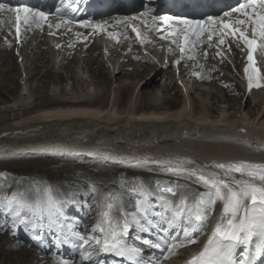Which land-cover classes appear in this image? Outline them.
Returning <instances> with one entry per match:
<instances>
[{
  "label": "bare ground",
  "instance_id": "bare-ground-1",
  "mask_svg": "<svg viewBox=\"0 0 264 264\" xmlns=\"http://www.w3.org/2000/svg\"><path fill=\"white\" fill-rule=\"evenodd\" d=\"M38 48H29L14 58L12 47L8 51L4 50L5 54L0 56V76H7L0 80V161L8 158L13 161L23 159V163H19L21 167L32 165L39 173H48L45 174L48 187L54 180L56 183L63 181L67 189L74 186L88 188V184L96 181L101 184L95 187L101 195L97 200L99 204H103L106 201L105 196L116 190L114 183L113 186L107 187L109 180L116 179L118 185L127 184L123 172L117 170L118 173L109 174L115 168L148 169L168 173L174 167L178 174L171 182L183 183L182 180L185 179L187 187L191 188L194 184L202 187V193H206L208 188L203 186L201 175L211 179L209 173L215 172L217 178L221 180L231 179L223 171L214 168V164L240 162L264 164V90L261 92L239 90L234 79H230L228 75L229 79L225 78L219 69L220 65L224 70H228L224 62L210 63L216 68L214 66L200 69L203 81L207 82L210 79V82H215L211 88L215 92L209 93L212 102L205 103L206 106L202 107L191 98L192 96H185L177 88L173 75L171 78L158 72L168 66L166 63L157 64L154 68L142 67L125 58L124 63L119 64L118 58L114 56V64L110 68L107 62L96 60L92 52L88 51L91 53L90 60H86L83 67L65 63L72 57L61 60L57 68L64 70L66 76L63 77L64 72L59 75L54 66L52 69L44 65L48 47L41 43ZM20 56L26 83L31 85L30 91L34 90L30 97L39 96L31 106L28 105L31 98L21 94L24 90L20 85L22 74L17 65ZM119 58H122V54ZM77 70L83 75L87 70L91 77H97L94 78L96 81L90 80L91 77L83 80ZM67 80L73 81L71 89L67 88ZM58 82L61 83L59 86L52 87ZM162 82L164 85L161 86L165 92L163 96L159 95L160 90L155 88ZM13 84L19 89L15 96H13L15 87L11 88ZM34 85L37 87L33 88ZM185 87L188 88L187 85ZM218 87L223 90H218ZM218 93L223 95L229 93L236 99L226 101L228 105L226 110L222 111L221 108L216 110L217 104L225 101L224 96L220 97ZM166 94L174 95L178 99H169ZM177 100L181 103L179 107L175 103ZM7 102H12L13 105L5 106ZM32 109L36 111L33 112ZM234 110H237L236 114L230 113ZM58 157L63 161L52 160ZM73 159H79L80 165L68 161ZM47 161L55 164L56 168L54 170L45 168ZM96 162L100 164L95 166ZM67 165L78 166L79 170L66 167ZM179 165L184 166L178 167ZM3 169L5 171V166L0 164V171ZM1 173L4 172H0V175ZM141 174L142 178H148L145 179L147 181L159 176L145 171ZM232 175L239 178V174ZM85 177H88L89 182L85 181ZM106 177L109 178L106 180ZM61 178L70 180L64 181ZM41 181L37 180L33 188L38 187L41 191ZM24 183L16 178L11 180L0 177V193L10 188L21 193L25 190L28 193L35 192ZM125 191L130 204L128 190H123L121 200L125 207H129L124 197ZM156 192L162 197L165 196L160 189ZM192 196L196 199V195ZM215 206L221 207L220 212L212 216L209 228L201 239L188 246L184 258L191 250L199 246L202 248L206 243L222 212V202L218 201ZM62 207L67 209L66 206ZM99 211L103 213L107 209L103 207L99 208ZM112 216L122 219L120 215ZM4 232L8 230L0 229V238ZM11 238L24 247L20 246L21 254H14L7 259H15V264H46L43 261L48 257L45 250L27 245L19 237ZM181 262L182 260L178 264ZM48 264H54V261Z\"/></svg>",
  "mask_w": 264,
  "mask_h": 264
},
{
  "label": "snow or ice",
  "instance_id": "snow-or-ice-1",
  "mask_svg": "<svg viewBox=\"0 0 264 264\" xmlns=\"http://www.w3.org/2000/svg\"><path fill=\"white\" fill-rule=\"evenodd\" d=\"M4 11L16 14L18 37L22 18L25 22L29 20V17L33 18L34 22L47 19L43 12L33 11L26 7L5 9L0 6V12ZM21 13H23V17H21ZM233 13L237 18L231 22H225L222 17L211 16L202 20L153 16V22L155 24V21L159 19L167 28L171 29L168 35L176 37L173 43L177 44L181 53L185 52L186 47L194 46L195 41L191 39L192 37L198 40L200 36L207 33L210 41L214 35H218L220 44H223L225 39L231 36L248 50V65L244 68V73L249 91L254 87L264 88V76L255 67L253 59V53L257 48L264 49V0H242L238 6L226 12L225 16L232 17ZM70 22L69 20L64 21L65 24ZM119 23L128 24V21L121 20ZM141 23L143 24L144 21L141 20ZM40 26L41 24L37 22V27ZM78 26L92 28L96 32H100L106 27L103 24H93L88 20L79 22ZM55 27L59 29L61 24H56ZM155 30L160 31L159 28ZM132 31L137 34V39H141L138 28L133 26ZM110 38L117 39L112 34H110ZM160 38L165 39L164 36ZM117 42L119 41L117 40ZM188 59H195V56L189 55ZM225 86L227 87V85ZM213 167L223 171L231 179L221 180L217 178L215 172L209 173L211 179L201 175L200 180L203 182V186L209 190L206 193L196 194V199L192 201H189L188 197L184 195H181L175 204L171 200H166L164 212L155 214L159 215L162 223L155 222L150 218L154 215L152 204L149 201V196L152 194L143 185L132 189V192L137 194L134 212H127L123 206L119 207L122 219L112 216L115 205L109 202L107 211L102 213V221L93 228L94 232L101 233V237L96 238V244L100 245L99 252L114 254L126 261L127 264H143V253L136 244V241H140L142 238L137 235L129 243V230L132 226H135L138 232H149L153 228H159L167 233V243L163 248L159 243L148 240H142V243L152 248L161 249L162 254L166 253L163 258L167 260L170 256L175 255L178 249L197 243L192 233L202 231L206 225L208 219L206 206H214L220 201L223 205L221 215L202 249L193 255L187 264H260V261L264 260V164L216 163ZM232 174H239V178ZM35 191L38 199L34 204L19 199L16 193L11 198H7L9 211L14 212L16 217H20L21 209L27 208L33 216L42 217L47 213L50 219L57 214H62L58 207L59 202L51 197L47 188L44 189V193L48 198L43 203L39 199L40 189L37 187ZM162 191L169 193L172 197L177 195L171 187H166ZM19 195L22 196L23 193ZM160 199L165 200L166 198L160 197ZM19 222L25 223V220L20 219ZM164 223L169 227H174L179 223L183 238L179 235L171 236L168 230L163 228ZM87 244L88 242L84 241L80 247L83 249ZM82 256L88 261L93 259L91 251L83 252Z\"/></svg>",
  "mask_w": 264,
  "mask_h": 264
},
{
  "label": "rangeland",
  "instance_id": "rangeland-1",
  "mask_svg": "<svg viewBox=\"0 0 264 264\" xmlns=\"http://www.w3.org/2000/svg\"><path fill=\"white\" fill-rule=\"evenodd\" d=\"M47 65V64H46ZM40 70H42L41 68H40ZM9 73V72H8ZM11 74V73H10ZM9 74V75H10ZM9 75H8V77H9ZM66 76V74L64 73V75H63V77H65ZM3 77H7V76H0V80H2V79H5V78H3ZM90 77H91V75H90ZM94 78H97V77H91V79L90 80H92V81H96V79H94ZM64 81H65V78H64ZM68 81V80H67ZM71 82H73V81H71ZM129 82H131V80L129 81ZM35 84V83H34ZM60 85L61 83L60 82H58V83H54V85H52V87L53 86H57V85ZM69 84V83H68ZM41 85V84H40ZM58 85V86H59ZM70 85H71V83H70ZM28 86H29V88H31V85H29L28 84ZM72 86H73V84H72ZM15 86H14V84L12 85V87L11 88H14ZM37 86H33V88H36ZM151 88V87H150ZM155 88L158 90L159 89V86H155ZM224 88H226V87H224ZM71 89V88H70ZM155 89V90H156ZM13 90V89H12ZM17 90V91H16ZM47 89H45V91H46ZM160 90V89H159ZM158 90V91H159ZM18 91H19V89H17L16 87H15V89H14V93H13V96H15L16 95V93H18ZM30 93H34V90H32V91H30ZM158 94L159 95H165V92L161 89L159 92H158ZM218 95L220 96V97H222V96H224V99H225V101H220V104L218 105L219 107H215L216 108V110L218 109H220V110H224V108H227L228 107V105L226 104V101H228V99H232L233 101L236 99V98H233L229 93H227V94H225V95H223V94H221V93H218ZM166 96H168V98L169 99H172V100H174V99H178V98H176V97H174L173 95H170V94H166ZM200 98L202 97V95H200L199 96ZM217 97V96H216ZM36 98V101H37V99L39 98V96L37 97H35ZM219 98V97H218ZM194 100H196V99H194ZM219 100H220V98H219ZM201 101H202V103H201ZM108 102V101H107ZM196 102H198L199 104H201V106L202 107H205L206 106V104L208 103L209 104V102L211 103L212 101L210 100V98L208 97V96H203V99L202 100H196ZM222 102V103H221ZM176 103V105L179 107V106H181V103L177 100V102H175ZM206 103V104H205ZM13 105L12 104V102H7L6 103V105L5 106H7V105ZM180 104V105H179ZM205 104V105H204ZM234 105H236V103H234ZM177 106H176V108H177ZM238 107V106H237ZM34 110V111H33ZM31 111H33V112H35L36 110L35 109H32ZM230 113H233V114H236L237 113V110H234V112H232V111H230ZM237 116H241L240 114H237ZM60 157H58V158H54V159H52L53 161H63L62 159H60ZM28 160H30V159H28ZM27 160V161H28ZM46 160V159H45ZM47 160H49V159H47ZM69 162H72L73 164H76V165H80L79 163H80V161H79V159H73V160H68ZM7 162V163H6ZM48 162V161H47ZM19 163H23V159H20V160H17V161H13V160H10L9 158L8 159H4V160H1L0 161V164H3L4 166H5V171H4V169L2 170V171H0V172H4V174L5 173H10V174H13V176H15L16 177V179H18L17 177H20V176H23L24 178L22 179V180H20V179H18L19 181H22L23 183L24 182H26V186L27 187H29V186H32V187H34V186H36V182H37V180H42L41 182H42V187H45V188H49L50 186L52 187H50V189L53 191H51V190H49V194L51 195V197L52 198H55V200L56 201H58L59 199H60V201L62 202V203H68V204H71L72 205V208H71V212H76L79 216H81V218L83 219V218H85V217H87L88 215H91L92 217H93V219L94 220H90V219H87L86 220V222H87V224L88 225H90V224H92V227H91V229H89L90 230V234H95V232L93 231V228H94V223L98 220V216L100 215V211H99V208L100 207H104V208H107V204L109 203V202H111V203H113L114 205H115V207H118V209H119V207L120 206H123V204H122V202H121V200H120V198L122 197V193H117V191L119 190V188L121 189V190H129V189H133L134 187H137V186H139V185H143V187L144 188H147V187H150L152 184H154L155 182H157L158 181V183L159 184H161V182L159 181V180H162L164 183H165V185L167 186L168 185V183H166L167 182V176H166V174H164V175H161L160 173L161 172H158V171H153V170H148V169H135V168H132V170H128V169H114L112 172H109V174L110 175H114V174H116V173H118V171L117 170H119V171H122L123 172V174H124V177H125V183H127V184H124V183H122L121 185H118V182L116 181V179H112V180H109L108 181V185H107V187H110L111 185L113 186V184L112 183H114V185H115V187H116V190H112V193L111 194H109V195H107V196H105L106 197V201L103 203V204H97L98 203V200H97V198L99 197L100 198V196L101 195H99V192L96 190V186L98 185V186H100L101 184L100 183H98V182H96V181H92L91 182V184H88V188H85L86 186H81V187H75L74 186V188L72 187V188H70V187H68V189H67V186L63 183V181L62 182H60V183H56L55 182V180L50 184V186L48 187V185L46 184V182H45V177H47V176H45V174H47L48 175V173L47 172H44L45 174H42V173H39L38 171H37V168H35L34 166H32V165H28L27 167H21V165H19ZM50 164V165H49ZM96 165L95 166H97V165H99L100 163L99 162H96L95 163ZM92 166V165H91ZM66 167H72V168H74V169H78L79 170V167L78 166H74V165H67ZM92 167H94V166H92ZM178 167H183V165H179ZM17 168V169H16ZM45 168H48V169H51V170H54L55 168H56V165L55 164H53V163H51V162H48L47 164H45ZM24 169V170H23ZM173 169V168H172ZM6 170H8V171H6ZM14 170V171H13ZM19 170V171H18ZM35 170H36V172H35ZM146 171L148 174H151V175H156V176H158V178H156V179H152L151 181H147V180H145V179H148V178H141V176H142V174H141V172L142 171ZM127 172V173H126ZM33 173H34V175H33ZM178 172H175V174H177ZM122 174V175H123ZM36 175V176H35ZM109 175V176H110ZM1 176H3V173H1V175H0V177ZM53 176V175H52ZM110 177H112V176H110ZM123 177V178H124ZM2 178V177H1ZM28 178H29V180H28ZM109 177H106L105 179L107 180ZM64 180V181H69L70 179H68V180H66V179H64V178H61V180ZM85 179V181H87V182H89L88 181V177H85L84 178ZM30 182V183H29ZM111 182V183H110ZM32 184V185H31ZM53 184V185H52ZM145 184H148L147 186H144ZM181 184L182 183H180V182H178V181H173L172 182V188L173 189H175V190H178V189H182V186H181ZM186 184V183H185ZM125 187H124V186ZM186 186H188V185H186ZM30 188V187H29ZM70 188V189H69ZM194 188V191H195V193L196 194H198V193H202V188H198L197 186H194L193 187ZM158 189H160L161 190V187H159ZM69 190H70V192H69ZM4 190H2L1 191V193L3 192ZM68 191V192H67ZM7 192V191H6ZM0 193V194H1ZM14 193H16L17 195H19L18 194V191L17 190H12L10 193H8V195L10 196V197H12L13 196V194ZM21 193V192H20ZM25 194H27V195H29V196H31V195H35L36 194V192H27L26 190H25V192H24ZM56 194V195H58V196H55L54 194ZM61 193H63V194H61ZM165 193V195H170L169 193H166V192H164ZM65 194V195H64ZM67 195V196H66ZM126 195H127V191H125L124 192V197H125V200H127L126 199ZM181 195H184V196H187V195H185V194H179V193H177V195L174 197V199H173V204H175L176 202H178V200H179V198H180V196ZM90 196V197H89ZM41 197H43L44 198V200L46 201L47 200V195H45V193L43 192L42 194H39V199L41 200V202L43 203V201H42V199H41ZM81 197H83L84 199L83 200H78V198H81ZM171 198H173L172 196H170ZM18 198L19 199H21V200H26L27 201V199L26 198H24V195L22 196V197H19L18 196ZM86 198H89L87 201H85L86 200ZM104 198V196L103 197H101V199H103ZM135 198H136V196L133 194V193H130V203H131V206L132 207H129V208H125L124 206V209L127 211V212H134L135 211ZM38 199V196L36 197V198H34V199H32L31 201H30V203H32V204H34L35 202H36V200ZM195 198L191 195V198H189V201H192V200H194ZM149 200H151V204H152V212L153 213H156V214H158V213H161V212H164V209H165V207H166V201L165 200H162V199H156V198H154V196H152V197H150L149 196ZM90 201H92V202H90ZM127 204H128V200H127ZM128 205H130V204H128ZM67 206V205H66ZM209 206V205H208ZM58 207L61 209V207H60V204L58 203ZM155 207H157L159 210L158 211H155ZM208 209H209V207H207ZM89 209H91L92 211L90 212V213H88V210ZM0 211H3L4 212V214L6 215L7 214V219H6V223H16V222H18V220H19V218H21V217H23L25 214H30L31 212L27 209V208H25V209H21V215H20V217H16L15 216V214H14V212H12V211H9V209H8V203H7V199H6V195H5V193L0 197ZM215 211H216V207H214L213 208V212L210 214V215H208V222H210V220L212 219V215H214V213H215ZM119 212V210H114L113 211V213L114 214H117ZM32 214V213H31ZM71 215H72V213H70ZM79 216H72V220L74 221V222H80L81 220H80V217ZM155 217H156V219H159L160 220V217H159V215H155ZM151 219L153 218V216H151L150 217ZM38 221H40V222H43V219H41V218H38ZM164 224H166V223H164ZM3 225H5L4 223L2 224V225H0V226H3ZM52 225H54L53 224V222H52ZM170 228H172V230H174V227H170ZM181 228V227H180ZM1 229V231L4 229V230H8L9 231V226H4V227H1L0 228ZM51 231H48V233H50ZM7 233L8 232H4L3 234H2V238H0L1 240H0V244L2 245V246H0V264H3V262H4V264H15L16 263V260L15 259H11V260H9V259H7V258H9V257H13L14 256V254L15 255H17V253L18 254H21L22 252H20L19 253V250H21V247H24V246H22V245H20V244H18L17 242H15L14 240H12V238H11V236H9V239L6 241V238H5V236L4 235H7ZM137 235H139V233H138V231H136V233H134V237H136ZM177 235H182V228H181V230H180V232L178 233H174V236H177ZM173 236V237H174ZM3 240V241H2ZM5 242V243H4ZM21 246V247H20ZM17 251V252H16ZM6 254V255H5ZM40 257H43V256H41V255H39ZM4 260V261H3ZM11 261V262H10ZM29 261V260H28ZM7 262V263H6ZM30 264V263H29Z\"/></svg>",
  "mask_w": 264,
  "mask_h": 264
}]
</instances>
